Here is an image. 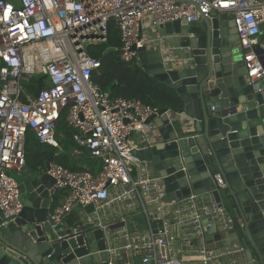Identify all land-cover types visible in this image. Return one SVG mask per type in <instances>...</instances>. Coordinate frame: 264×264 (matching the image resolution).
I'll list each match as a JSON object with an SVG mask.
<instances>
[{
    "label": "built area",
    "instance_id": "built-area-1",
    "mask_svg": "<svg viewBox=\"0 0 264 264\" xmlns=\"http://www.w3.org/2000/svg\"><path fill=\"white\" fill-rule=\"evenodd\" d=\"M213 11L234 15L240 46L248 67L249 84L264 77V68L254 51L264 23V1L260 0H0V208L3 225L19 217L24 208L21 184L13 172L27 166L26 137L32 130L44 144L62 149L57 135L61 119L73 129L76 152L87 150L101 160V169L72 170L54 160L47 173L55 183L56 194L65 192L51 213L55 231L62 237L102 230L105 249L99 240L84 245L86 256L108 253L105 264H187L182 256L179 232L190 225L205 240L212 225L210 215L225 216V208L214 199L191 193L168 201L163 177L150 173L147 163L134 152L130 136L142 134V141L155 125L161 108L141 99L112 97L93 80L101 60L88 47L107 39L113 20L121 35V58L137 64L139 49L153 48L162 38H154L162 24L185 20L193 22L202 13ZM160 35V34H159ZM38 75L49 77V84L38 95L27 94L25 84ZM178 110L167 108L170 123L179 118ZM62 136V134H61ZM218 186L224 182L216 175ZM139 203L147 227L139 231L131 223L132 214H103L107 208H122L126 201ZM86 211L80 223L68 233L63 219L75 205ZM149 206L151 210L149 211ZM170 212V214H167ZM226 224L233 218L228 217ZM157 222V225H154ZM83 245H78L80 248ZM212 252V253H211ZM221 256L223 253L220 254ZM205 243L197 258L209 264L216 257Z\"/></svg>",
    "mask_w": 264,
    "mask_h": 264
},
{
    "label": "water",
    "instance_id": "water-1",
    "mask_svg": "<svg viewBox=\"0 0 264 264\" xmlns=\"http://www.w3.org/2000/svg\"><path fill=\"white\" fill-rule=\"evenodd\" d=\"M260 29L254 51L264 68V23ZM159 34L172 38L171 45L166 51L140 48L136 69L175 91L180 117L170 123L160 104L159 116L150 119L157 133L134 153L163 177L168 201L195 193L225 208L224 217L208 216L212 225L204 240L209 250H229L224 264H264V83L246 78L234 15L202 13L193 22L162 24ZM52 157L44 167H24L19 217L3 225L0 208V264H105L107 252L86 256L84 245L87 240L93 250L98 239L97 247L105 249L102 230L76 238L55 231L49 191L55 179L47 173Z\"/></svg>",
    "mask_w": 264,
    "mask_h": 264
},
{
    "label": "trees",
    "instance_id": "trees-1",
    "mask_svg": "<svg viewBox=\"0 0 264 264\" xmlns=\"http://www.w3.org/2000/svg\"><path fill=\"white\" fill-rule=\"evenodd\" d=\"M121 45L120 31L116 23L111 20L106 41L88 47L89 53L101 60V67L93 73L92 80L112 97L137 98L152 106L162 104L166 108L180 110L178 96L170 86L154 80L143 69L137 70L136 64L122 60L119 51ZM48 84V76L38 75L25 84V89L27 94L36 96ZM73 134L74 131L65 118L61 119L57 127V135L62 147L59 149L40 142L36 133L29 130L26 137L27 165L34 169L44 167L47 160L53 156L54 161L72 170H83L79 165L81 162H86L89 165L87 169L93 173L98 172L102 166L101 160L92 157L87 150L82 149L77 153L78 146ZM64 195L63 191L56 194L55 203ZM154 225L156 226L157 222H154Z\"/></svg>",
    "mask_w": 264,
    "mask_h": 264
},
{
    "label": "crops",
    "instance_id": "crops-1",
    "mask_svg": "<svg viewBox=\"0 0 264 264\" xmlns=\"http://www.w3.org/2000/svg\"><path fill=\"white\" fill-rule=\"evenodd\" d=\"M153 36L154 38L156 37V39L162 38V41L159 40L157 41V43L154 45L155 47L161 46L163 50L166 51L168 48L167 46L168 43L169 45H171L170 43L172 41V38L159 35V31L156 30L155 33L153 32ZM258 43H261L260 36L258 39ZM172 46L177 47L178 45L176 43H172ZM173 58L175 59V57ZM257 83L263 84L264 77L259 79ZM153 123L155 127L151 131H149L148 139H151L153 135L157 133L156 122L154 120ZM142 139H143L142 134L138 132H134L130 136V142L132 143V145L139 146V143L142 141ZM74 154L76 155V152H74ZM79 166L82 167L83 169L89 168V165L86 162H81ZM13 175L19 180L20 184L24 182V176L22 173L13 172ZM61 199L62 198L60 197L57 203H55V201L52 202L51 212H53V209L57 204H60L62 202ZM207 199H211V198H207ZM151 208L152 207L149 206V211H152ZM86 211L87 212L91 211V207H88L85 210L80 205L78 204L75 205L73 210L64 217L63 219L64 227L68 230L73 226H75L76 224L80 223ZM120 212H122L123 214H132L129 215L131 217V223L134 226H136L137 229H139V231H143L147 227V221L145 219L144 212L142 208H140L139 203L137 201L135 200L126 201L122 208V211L121 208H119L117 205L111 206L107 208V210L104 211L103 214H120ZM167 214H170V212H168ZM179 235H180L179 246H180V251L182 252L181 254L185 258L191 259V261L187 262V264H202V262H200L196 256L199 249L204 245L202 239L199 238V236L195 233L193 228H190V225H187L183 229H181ZM211 251H213V254L220 255L221 253H223V255L216 257L209 264H224L223 259L226 255L229 254V250L217 249Z\"/></svg>",
    "mask_w": 264,
    "mask_h": 264
},
{
    "label": "rangeland",
    "instance_id": "rangeland-1",
    "mask_svg": "<svg viewBox=\"0 0 264 264\" xmlns=\"http://www.w3.org/2000/svg\"><path fill=\"white\" fill-rule=\"evenodd\" d=\"M65 121H66V119H65Z\"/></svg>",
    "mask_w": 264,
    "mask_h": 264
}]
</instances>
